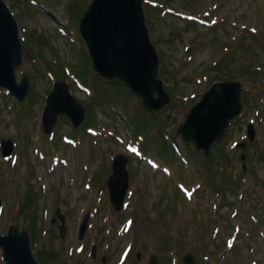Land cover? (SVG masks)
Segmentation results:
<instances>
[{"label": "rangeland", "instance_id": "rangeland-1", "mask_svg": "<svg viewBox=\"0 0 264 264\" xmlns=\"http://www.w3.org/2000/svg\"><path fill=\"white\" fill-rule=\"evenodd\" d=\"M4 1L23 43L16 79L28 77L30 91L19 101L0 88V232L11 225L26 230L37 264H146L152 253L159 264H183L189 252L195 264H264V0H159L162 8L149 6L146 21L171 96L153 111L125 85L93 75L79 31L91 0ZM59 80L85 106L84 121L91 114L93 122L76 128L60 116L47 135L42 114ZM221 81L242 82L243 110L212 146V160L202 164L222 173L215 182L195 162L202 150L178 128ZM3 140L14 144L9 157ZM118 154L128 156L130 176L119 212L108 187ZM0 264H6L1 249Z\"/></svg>", "mask_w": 264, "mask_h": 264}, {"label": "water", "instance_id": "water-1", "mask_svg": "<svg viewBox=\"0 0 264 264\" xmlns=\"http://www.w3.org/2000/svg\"><path fill=\"white\" fill-rule=\"evenodd\" d=\"M144 0H91L79 23V31L87 44L92 59V68L102 78L119 79L142 100V106L159 110L171 102V96L160 77V58L146 21ZM23 63V43L18 22L4 0H0V88L7 89L19 101L30 91L28 77L17 81L15 70ZM243 84L240 81L216 82L191 108L183 124L178 128L186 141H191L198 150L208 156L214 143L222 141L232 119L243 110ZM66 115L78 128L86 115L85 106L70 91L66 81H56L54 90L48 95L42 114L45 134H50L60 115ZM248 135L252 141L256 131L249 124ZM247 141L240 147L244 148ZM3 156L13 153L11 140L1 142ZM245 155H242L244 159ZM128 156L118 154L112 162V173L108 179L111 204L121 211L130 176L127 168ZM0 182V209L2 207ZM61 220L63 216L58 210ZM89 215L81 227V237L88 225ZM64 235L66 228L60 226ZM0 248L7 264H37L31 248V238L26 230L11 225L6 234L0 232ZM95 247L92 253L95 254ZM195 255L186 253L184 264H195ZM147 264H159L156 254H151Z\"/></svg>", "mask_w": 264, "mask_h": 264}, {"label": "trees", "instance_id": "trees-1", "mask_svg": "<svg viewBox=\"0 0 264 264\" xmlns=\"http://www.w3.org/2000/svg\"><path fill=\"white\" fill-rule=\"evenodd\" d=\"M149 6H150L151 8H157V9H159V8H162V7H163V3H161L159 0H147V1H144V8H145V11H146L147 15H149L148 13H149V11H150V10H149ZM25 49L28 50V44L25 45ZM90 58H91V57H90ZM90 61H91V60H90ZM86 72H87V70H84L83 72L80 73V76L85 75ZM93 73H94V74H93L94 76H98V78L103 79V80L106 81L108 84H112V83H114V82H118V83L121 84V85H125V87H126L128 90H130V89L128 88V86L126 85L125 82H123V81H121V80H119V79H117V78H116V79H113V80H109V79L102 78V77L99 76L98 73H97L96 71H94V70H93ZM219 78H220V80H222V78H223V73H220ZM82 79H83V81H84L85 84L90 85V84L88 83V80H87L86 77H83ZM97 85H98V81H94V82L91 83V86L94 87V88L97 87ZM92 118H93V117L91 116V114H89V115L87 114L86 119H85V121L82 123L81 126L85 127V126L90 125V124L93 122V119H92ZM199 153H202V156L197 157V158L195 159V160H196L195 162L200 166V171L204 172L206 175H210L211 177H214V178H212V181H213V179H214V181L216 182V181L218 180V176H219L220 174H222V173H220V174H212L210 169L205 168L202 164L205 163V161H206L207 159H208L209 161H211V160H212V157H211L210 155L206 156L205 153H204V151H199ZM221 153H222V151L219 152V149H218V156H220L222 159H224V155H223V153H222V154H221ZM201 161H203V162H201ZM221 164H224V165H223V171L225 170V175L230 174L229 170L226 169L227 164L224 163V162H222V161H221ZM225 166H226V167H225ZM227 176H228V175H227ZM215 182H214V187H215ZM23 203L25 204L26 202H23ZM50 256L52 257L51 254H50ZM48 263L51 264L50 262H48Z\"/></svg>", "mask_w": 264, "mask_h": 264}, {"label": "bare ground", "instance_id": "bare-ground-1", "mask_svg": "<svg viewBox=\"0 0 264 264\" xmlns=\"http://www.w3.org/2000/svg\"><path fill=\"white\" fill-rule=\"evenodd\" d=\"M1 142H2V141H1ZM118 212H119V211H118ZM122 219H124V216H123V215H122V217H121V220H122ZM120 223H121V221H120ZM152 254H153V253H152ZM183 257H184V256H183ZM182 262H183V261H182ZM183 264H184V263H183Z\"/></svg>", "mask_w": 264, "mask_h": 264}]
</instances>
